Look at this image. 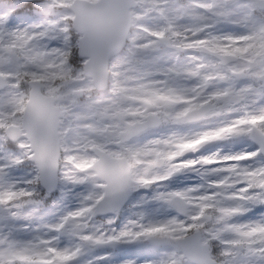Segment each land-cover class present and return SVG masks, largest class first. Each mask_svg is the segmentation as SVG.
Instances as JSON below:
<instances>
[{"label":"rangeland","instance_id":"rangeland-1","mask_svg":"<svg viewBox=\"0 0 264 264\" xmlns=\"http://www.w3.org/2000/svg\"><path fill=\"white\" fill-rule=\"evenodd\" d=\"M73 1L44 0L48 5L47 11L57 17L54 27L60 34L66 35L68 47L53 50L43 45L41 33L31 32L16 34L0 46V77L6 81V87L0 91V142L6 138L4 132L7 126L22 128L28 81H40L44 94H60L63 99L57 105L65 117L60 123L59 180L86 187L89 201H95H67L62 210L66 214L65 222L78 225L81 232L88 231L93 237H101L103 230L93 227L96 221L90 220L91 216L87 214L103 194L100 179L89 169L96 159L90 149L100 147L110 155H124L132 166L129 181L133 189L137 185L151 186L165 180L170 170L187 164V161L175 159L187 147L179 141L169 143V137L131 140L117 147L110 146L124 130L115 117L126 115L130 122H135L142 121L148 114H155L165 123L164 128L180 131L185 123L183 116L197 105L213 101L218 94H234L237 89L242 90L241 94L246 93L252 87L253 77L264 75V11L257 9L261 16L256 15L252 12L255 3L241 0L180 1L185 3L183 6L176 5L174 0H137L140 5L133 12L135 30L129 38L130 50L111 60L109 93L99 96L94 94L96 90L92 80L83 74L86 60L71 62L80 36L71 25L74 13L69 6ZM157 12L164 13L165 24L158 21ZM152 33H163L168 38L173 36L175 43L186 48H199L200 45L209 47L210 44L223 53L235 55L237 60L218 67L214 61L196 54L181 57L161 47ZM12 54H17L19 58H13ZM65 54L70 55L66 60ZM232 72L247 76L237 80ZM222 111V106L214 104L204 126L188 130H194L199 135L210 121L227 120ZM252 124L264 127V116L259 113L246 115L221 131H251ZM196 138L187 137L189 141ZM207 138L200 136V141ZM172 139L175 140L174 137ZM17 143L24 147L30 160L27 140ZM159 158L165 159V162L155 167ZM32 165L36 168L33 162ZM9 199L19 205L14 211L23 220H35L43 215L26 197L11 195ZM141 212L142 209L138 207L129 212L127 226L135 230L126 235L144 236L165 231L154 228L145 232L134 225L133 221L141 224L147 222L140 215ZM119 245L88 246L77 264H128L140 261L139 245Z\"/></svg>","mask_w":264,"mask_h":264},{"label":"snow or ice","instance_id":"snow-or-ice-1","mask_svg":"<svg viewBox=\"0 0 264 264\" xmlns=\"http://www.w3.org/2000/svg\"><path fill=\"white\" fill-rule=\"evenodd\" d=\"M47 8L44 0H0V46L31 32L41 33L43 45L53 50L68 47ZM79 59L74 51L71 62ZM241 93L218 94L210 103L222 106L228 119L210 121L199 135L172 128L145 133V140L169 137V143H183L190 149L181 157L187 164L156 184L105 197L92 211L101 237L65 222L67 201L95 202L86 187L34 168L15 140L0 142V264H77L88 246L121 243L140 246V261L128 264H264V127L221 131L246 115L264 116V82ZM200 136L208 138L201 142ZM11 195L26 197L43 215L21 219ZM137 207L147 222L134 225L165 231L126 235L135 230L127 225ZM98 213L104 214L100 221Z\"/></svg>","mask_w":264,"mask_h":264},{"label":"water","instance_id":"water-1","mask_svg":"<svg viewBox=\"0 0 264 264\" xmlns=\"http://www.w3.org/2000/svg\"><path fill=\"white\" fill-rule=\"evenodd\" d=\"M106 4L108 7L104 8ZM133 4V0H124L123 3L122 0H99L94 3L76 1L72 5L76 13L73 25L84 34L79 40L80 55L90 58L85 72L94 78L101 89L105 88L107 82L109 60L125 43L130 25L129 7ZM118 12L119 16L116 17ZM91 19L106 21L107 28L103 31L87 28L85 21ZM53 101V98L43 97L39 91L33 90L24 114L23 126L27 133L16 134L14 138L28 137L38 168L57 178L59 142L56 128L58 117L62 114L53 106ZM192 120L197 121L200 118ZM96 152L100 159L92 168L107 181L105 197H112L119 188L123 190V195L130 192L127 178L129 166L122 168L120 159L109 158L99 150Z\"/></svg>","mask_w":264,"mask_h":264},{"label":"clouds","instance_id":"clouds-1","mask_svg":"<svg viewBox=\"0 0 264 264\" xmlns=\"http://www.w3.org/2000/svg\"><path fill=\"white\" fill-rule=\"evenodd\" d=\"M85 26L92 30L103 31L107 28V22L104 20L91 19L85 21Z\"/></svg>","mask_w":264,"mask_h":264},{"label":"bare ground","instance_id":"bare-ground-1","mask_svg":"<svg viewBox=\"0 0 264 264\" xmlns=\"http://www.w3.org/2000/svg\"><path fill=\"white\" fill-rule=\"evenodd\" d=\"M124 2V0H122V3ZM108 7V5L106 4V6L104 7V8H107ZM119 16V12L117 13V16L116 17H118ZM120 18V17H119Z\"/></svg>","mask_w":264,"mask_h":264}]
</instances>
